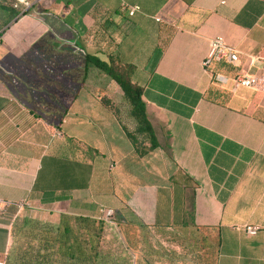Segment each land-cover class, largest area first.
<instances>
[{"label":"crops","instance_id":"1","mask_svg":"<svg viewBox=\"0 0 264 264\" xmlns=\"http://www.w3.org/2000/svg\"><path fill=\"white\" fill-rule=\"evenodd\" d=\"M30 2L0 29V261L25 211L104 207L109 225L211 231L213 264H264V0ZM215 36L237 55L213 65L223 82L201 66ZM87 55L132 66L156 148L136 154L101 102L120 89Z\"/></svg>","mask_w":264,"mask_h":264},{"label":"trees","instance_id":"2","mask_svg":"<svg viewBox=\"0 0 264 264\" xmlns=\"http://www.w3.org/2000/svg\"><path fill=\"white\" fill-rule=\"evenodd\" d=\"M11 1L0 0V29L20 12L11 6ZM85 63L103 72L120 89L127 102L129 125L123 121L124 119H121L119 109L110 99L102 97L101 102L122 121L125 135L131 142L136 154L143 156L156 148L158 143L152 126L146 117L144 103L141 99L142 89L130 81L132 66L119 64L112 57L108 58L107 62H102L89 55L86 56ZM20 216L22 217V224L17 226L15 220L12 225L11 237L13 235L14 239H16L22 225L32 221L37 224L38 221L35 218H38L39 213L28 210ZM65 221H73V223L68 225ZM103 224L100 220L82 217L65 215L53 217V221L43 226L37 241H29L23 249L14 246L13 243L16 244V240L12 241L7 264H132V256L129 253V248L132 245L130 241L124 248L120 249L122 253L120 259L108 251H102ZM82 228L84 231L80 233ZM134 262L137 264V259Z\"/></svg>","mask_w":264,"mask_h":264},{"label":"rangeland","instance_id":"3","mask_svg":"<svg viewBox=\"0 0 264 264\" xmlns=\"http://www.w3.org/2000/svg\"><path fill=\"white\" fill-rule=\"evenodd\" d=\"M33 1V0H29ZM264 57V50L262 52ZM116 106L122 110L124 122L129 124L127 113V102L121 95L120 90L116 92ZM115 103V102H113ZM21 216L16 218L17 226L22 224ZM37 224L33 221L22 225L14 246L20 249L26 247L29 241H37L43 230L53 218L49 216H38ZM68 225L73 221H65ZM84 228L80 230L83 233ZM33 236V237H32ZM130 241L132 243L129 253L137 254V264H213L216 254V241L213 233L207 230H196L190 227L156 229L140 225H116L103 224L101 233V249L110 252L120 259L121 248ZM37 243V242H36Z\"/></svg>","mask_w":264,"mask_h":264},{"label":"built area","instance_id":"4","mask_svg":"<svg viewBox=\"0 0 264 264\" xmlns=\"http://www.w3.org/2000/svg\"><path fill=\"white\" fill-rule=\"evenodd\" d=\"M31 5L29 0H12L11 6L14 9H18L21 13L27 10ZM122 11L127 16H132L135 12L139 10L138 6L135 5H123ZM237 61V55L230 46H228L222 36H215L209 41L208 51L203 60L201 61V66L205 71L211 73L212 79L215 82H223L226 80L225 76L219 72L212 71L213 65L215 63H227L235 64ZM256 83V79L253 76H235L231 79V84L233 89L239 87H253ZM55 135H60L57 131L54 132ZM7 203L0 200V214L5 211ZM113 217V211L108 208H99V219L104 222L110 223ZM245 234L249 236H254L257 234L259 228L255 226L245 225L241 227ZM0 264H5L0 261Z\"/></svg>","mask_w":264,"mask_h":264}]
</instances>
